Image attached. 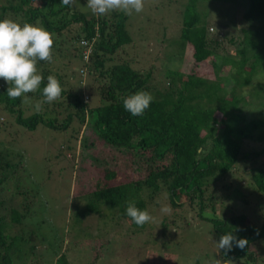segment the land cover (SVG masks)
<instances>
[{"label":"trees","instance_id":"1","mask_svg":"<svg viewBox=\"0 0 264 264\" xmlns=\"http://www.w3.org/2000/svg\"><path fill=\"white\" fill-rule=\"evenodd\" d=\"M213 10L224 23L222 28L207 20L209 13L214 17ZM227 11L231 16L225 15ZM238 16L247 25H261L259 43L251 54L244 41L234 34L227 38L224 31L233 25L227 19L237 21ZM0 19L43 27L53 35V61L37 65L44 77L40 90L28 93L27 99L12 100L7 96L10 85L0 79V108L30 131L38 126L72 129L78 143L80 182L86 180L92 187L81 191L87 202L85 217L101 216L106 207L118 211L136 233H142L139 230L147 223L140 227L132 222L126 214L129 202L148 212L160 199L171 209L187 207L212 214H219V209L224 218L213 221L218 239L232 233L248 241L244 248L233 244L231 250L220 249L221 263L264 264V255L258 252L264 241V210L252 221L232 205L236 199L243 205L250 203L234 188L241 176L237 169L246 172L243 163L264 157V0H187L179 41L189 70L166 69L162 87L153 83V69H133L120 55L131 42L126 16L87 17L61 0H0ZM235 30L243 38L248 35L247 28ZM83 41L92 47L87 60L82 55ZM62 47L64 59L72 48L83 61L79 83L64 81L65 74L53 69ZM206 63L211 76L198 73L197 67ZM49 75L59 80L63 92L58 101L45 104L37 114L33 106L43 99ZM88 75L92 79L87 90ZM87 91L101 104L92 105L90 97H85ZM138 91L151 93L154 100L143 115L133 116L124 109L123 98ZM251 142L263 146L249 150ZM250 171L255 191L264 196V161ZM19 182L18 164H13L9 152L0 150V264H24L20 246L35 241L34 234L24 229L38 196ZM143 188L150 191L149 198L139 197ZM161 226L164 237L166 219ZM51 260L52 264H69L65 250L59 247Z\"/></svg>","mask_w":264,"mask_h":264},{"label":"rangeland","instance_id":"2","mask_svg":"<svg viewBox=\"0 0 264 264\" xmlns=\"http://www.w3.org/2000/svg\"><path fill=\"white\" fill-rule=\"evenodd\" d=\"M186 1L145 0L141 13L125 15L119 11L111 12L126 16V30L131 37V42L120 50V55L133 69H153V83L160 87L165 80L166 69L183 68L184 73L189 70L186 61L184 64L179 41ZM71 6L87 17L93 15L87 0H76ZM213 12L214 17L213 13L208 12L207 20L222 28L224 23L217 12ZM225 15L231 16V12L227 11ZM236 19H227L233 25L225 27L224 31H227V38L234 34L238 40L244 41L248 54H251L259 43L261 25H247L239 16ZM235 27L247 28V37L243 38ZM223 43L229 47L227 40ZM64 47L60 52L61 57L52 63L53 69L65 74L64 81L68 79L73 84L79 83L78 71L83 67V61L74 55L72 48L65 52L64 59ZM72 55V59H67ZM197 70L200 74L208 73L211 76V67L207 63L197 67ZM91 79L90 75L85 77L87 90ZM86 96L90 97L92 105L101 104L95 94ZM25 115L30 114L26 112ZM74 135L71 128L55 131L38 126L33 131L27 130L15 122L11 113L0 108V150L9 152L13 164H18L19 184L38 196L24 229L26 234H34L35 241H27L20 246L19 257L24 259V264H52L51 255L58 247L65 250L69 264H222L220 249L216 245L219 239L213 228L214 220L224 218L219 209V214L187 207L171 209L168 203L160 199L154 208L149 206L154 221L147 223L144 230H139L142 233H136V229L130 227V223L123 220L118 211L103 206L101 216L85 217L87 202L81 193L92 187L86 180L80 182L81 172L76 169L78 143ZM261 146L263 144L251 142L247 149L259 150ZM263 161L264 157H260L243 163L246 172L242 167L237 169L241 176L234 181V188L243 192L250 203L243 205L236 199L232 205L236 212L248 214L252 221L255 214L264 210V196L255 191L250 169L258 168ZM138 195L143 199L151 194L143 188ZM165 206L171 209L169 213L161 211ZM254 208L256 211H253ZM164 219L168 231L163 237L161 222ZM258 247V252L264 255V241Z\"/></svg>","mask_w":264,"mask_h":264},{"label":"clouds","instance_id":"3","mask_svg":"<svg viewBox=\"0 0 264 264\" xmlns=\"http://www.w3.org/2000/svg\"><path fill=\"white\" fill-rule=\"evenodd\" d=\"M61 3L71 6L76 0H61ZM87 5L91 13L97 17L113 11L131 15L133 12L141 13L144 10L145 0H87ZM53 48V35L43 27L29 23L21 25L11 19H0V79L10 85L7 88L9 99L21 97L27 99L28 93L40 90L44 77L37 65L39 61L48 63L53 61ZM62 92L59 80L49 75L46 86L42 89L43 99L33 106L35 113H41L45 104L58 101ZM153 100L151 93L138 91L123 98V107L131 115L141 116ZM161 211L169 213L171 209L165 206ZM126 214L140 227L154 221V217L148 211L137 208L135 202H129ZM233 244L244 248L248 241L243 238L237 239L232 233H225L216 243L218 250L226 251L231 250Z\"/></svg>","mask_w":264,"mask_h":264},{"label":"built area","instance_id":"4","mask_svg":"<svg viewBox=\"0 0 264 264\" xmlns=\"http://www.w3.org/2000/svg\"><path fill=\"white\" fill-rule=\"evenodd\" d=\"M81 45L84 46V48H83V53H82L83 58H84L85 60H87L88 57H89V54H90V52H91V50H92V47L88 44L87 41H83V42H81Z\"/></svg>","mask_w":264,"mask_h":264}]
</instances>
